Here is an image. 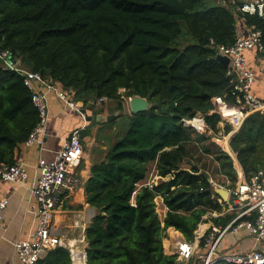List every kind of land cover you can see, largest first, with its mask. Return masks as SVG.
<instances>
[{"label":"trees","instance_id":"16d2710c","mask_svg":"<svg viewBox=\"0 0 264 264\" xmlns=\"http://www.w3.org/2000/svg\"><path fill=\"white\" fill-rule=\"evenodd\" d=\"M234 2L0 0V51L9 50L24 69L59 84L82 110L104 100L122 110L123 100L133 96L151 105L125 117L123 135L90 168L84 195L97 214L85 230L86 264H180L164 252L169 228L192 242L205 216L216 213L209 220L220 229L236 217L222 214L214 183L199 166L182 167L188 146L197 144L215 161L223 185L237 182L233 158L182 123L197 112L209 114L213 97L231 100L227 67L216 59L211 41L235 43L242 16L236 5L242 3ZM244 21L260 32L264 45V15H244ZM31 94L20 75L0 66V167L13 164L39 122ZM205 120L217 134L220 117ZM230 130L225 125L223 133ZM229 148L246 180L264 170V114L250 115ZM151 173L159 180L150 187ZM157 198L166 208L162 220ZM36 264L72 259L57 247Z\"/></svg>","mask_w":264,"mask_h":264},{"label":"built area","instance_id":"2783aa9c","mask_svg":"<svg viewBox=\"0 0 264 264\" xmlns=\"http://www.w3.org/2000/svg\"><path fill=\"white\" fill-rule=\"evenodd\" d=\"M231 3L234 4L232 0ZM236 11L242 15L240 20L243 21L244 15L263 17L264 0L244 3L236 7ZM211 45L214 46L218 55L229 58L226 76L231 86V100L228 101L222 96L211 99L213 109L206 115L217 114L220 117L217 134H214L206 123V115L200 112H197L191 119H184L182 123L199 135L211 137L215 143H220L223 139L224 143L229 145L230 137L239 131L250 115L264 114V98L253 92L257 78L245 57L246 52L254 53L264 72V45L261 42L260 32L253 26L247 27L246 36L237 34L232 46L214 45L212 41ZM0 64L4 69L20 75L23 78V85L32 93L31 102L38 113L39 122L23 143L26 146L41 147L43 144L42 136L49 117L48 92H53L59 100L65 103L69 111L81 114L82 109L68 92L57 89L56 84L44 81L40 74L24 69L20 61L9 50L0 51ZM225 125L231 127L228 134L223 133ZM81 131L74 130L65 139L53 159L40 158L37 163V176L31 188V194L37 204V226L28 239L16 241L13 245L20 264H36L49 251L62 247L60 239L53 233L54 216L63 203L64 192L72 191L80 186L78 169L84 149ZM228 154L232 157L231 153ZM26 177L25 163L19 156L14 157L12 165L0 167V181L21 182ZM152 184L155 183L148 185L151 187ZM215 187L223 188L228 192L227 200L225 202L221 200L226 211H237L238 213L223 229L213 227L204 233L203 252L197 256L200 264H217L218 262L264 264V170L258 171L249 180L236 182L234 186H230L227 182L226 185L214 184ZM8 205V199L0 196V221ZM243 217H248V219L243 220ZM242 230L254 240L253 248L242 254H220L218 251L222 239L227 235L238 234ZM198 244L195 241L177 240L170 253L176 256L180 264H190L196 256Z\"/></svg>","mask_w":264,"mask_h":264},{"label":"crops","instance_id":"0c3cea01","mask_svg":"<svg viewBox=\"0 0 264 264\" xmlns=\"http://www.w3.org/2000/svg\"><path fill=\"white\" fill-rule=\"evenodd\" d=\"M232 1L244 4L253 0ZM236 6L238 7L240 5ZM237 34L240 36L247 35L245 21L240 20V18L237 19ZM245 57L248 65L257 78V81L253 86V92L255 95L264 98V72L262 66L254 53L246 52ZM56 88L62 90V87L59 84H56ZM100 102L105 103L107 101H97L95 102L96 106L101 104ZM47 103L49 117L42 136V146H26L25 144H22L16 150L15 156L21 157L25 163L27 172L26 179L21 182L0 181V196L9 201V205L3 212L2 220L0 221V264H20L13 245L16 241L28 239L37 226V204L31 194V188L37 176V163L40 158L47 160L53 159L61 149L65 139L74 130H82L81 133L84 132L88 134V136L83 138V148L85 147V152L83 149V158L78 169L81 182L78 188L64 192L65 198L63 203L57 209L54 216L53 233L60 239L62 247L69 251L72 264H86L87 243L85 241V230L91 223L93 217L96 216L97 210L86 203L84 184L89 178L92 164L95 161L100 160L98 159L101 153L100 150L105 149L102 146L97 148L96 145L94 149H90L86 152V142L90 138L94 139L99 134L100 127L98 126L96 129L93 128L91 124L93 122H87L85 120V115L69 111L65 103L59 100L53 92L47 93ZM94 107L87 108V116L96 115ZM101 116L104 117L102 114ZM234 168L237 172V182L244 181V174L237 160L236 163H234ZM150 177L152 180H148L146 185L152 182H157L153 180L158 179L156 175H152L151 173ZM161 201L160 198H157L156 204L161 208V219H163L166 208ZM220 202L222 203L223 208L222 214L233 213L227 212L224 203L221 200ZM216 216H218L216 213L209 214V216H205L206 222L199 224L193 240L196 243H199L198 248L200 247V242L202 241L204 233L214 227L213 223L209 220V217ZM201 226H205L202 233L199 231ZM175 234L179 237H176ZM182 237V234L175 231L173 228L167 230L165 242L167 243L166 250L168 255H172L170 251L174 242L184 239ZM253 246L254 240L246 231L242 230L238 234L225 236L221 241L218 252L220 254H242L250 251ZM199 250L203 251L202 248ZM197 256L198 255L194 257L195 259L193 258L190 261V264H200V260H198Z\"/></svg>","mask_w":264,"mask_h":264},{"label":"rangeland","instance_id":"374dc122","mask_svg":"<svg viewBox=\"0 0 264 264\" xmlns=\"http://www.w3.org/2000/svg\"><path fill=\"white\" fill-rule=\"evenodd\" d=\"M1 67H2V65H1ZM120 93H122V91H120ZM118 108H119V104L115 101H107L105 103L98 104L97 106L95 103L94 109L96 112L98 111L96 113V116H99L102 114V115H104V118L105 117H112L113 118L111 121H106V119H104L103 121L99 122L98 125L97 124L92 125V127L95 129L98 126L100 127L99 132H98L99 134L94 139L90 138L87 140L86 152H88L90 149H94L96 147V145H97V148H99L100 146L104 147L105 149L100 150L101 153H100L98 159H101L106 154L110 145L113 144L116 140H118L123 135V133L125 132V130L127 128V120L125 117L130 114L127 98H125L123 100V102L121 103L122 110H119ZM95 111H94V113H95ZM89 112H91V111H89ZM117 113H119V114H117ZM110 122H114V124L110 125ZM96 123H98V122H96ZM210 139H211V142L216 144L220 149H222V150L224 149L228 153H231V155L233 157V163H236V159H235L234 154L231 152L229 145L224 143L223 139H221L220 143H215L212 140V138H210ZM84 152H85V147H84ZM191 164H196L197 166H199V168L202 170V172L210 177V181L212 183H214L216 185H223V182H225V181H223V178L220 177V175H218V170H217L218 166L216 165L213 158L211 156H209L208 154L202 152L200 145L190 144L188 146V156L184 160L182 167L188 168L189 165H191ZM148 180H152V178L149 176ZM153 180L158 181L159 179H153ZM155 201H157V199ZM156 209H157V213L159 214L160 219H161L162 218L161 208H159L157 206V204H156ZM233 213L237 214L238 212L235 211ZM204 219H206V217H204ZM195 234H196V232H195ZM182 238H184V237H182ZM184 240H185V238H184ZM163 248H164V251H166L165 253L167 254L168 253L166 250L167 249V243L165 242V238L163 240ZM201 248H203V247L198 248L196 255H200L201 252H203V251L199 250ZM218 264H225V263L220 262Z\"/></svg>","mask_w":264,"mask_h":264},{"label":"water","instance_id":"95a60500","mask_svg":"<svg viewBox=\"0 0 264 264\" xmlns=\"http://www.w3.org/2000/svg\"><path fill=\"white\" fill-rule=\"evenodd\" d=\"M216 59L219 62H221L225 67H228L229 58H227L226 56H221V55L217 54ZM127 99H128L127 101H128V107H129L130 114L143 113V112L148 111L150 109V107H151L150 103H148V101L145 98H141L139 96H133V97H130V98H127ZM81 114L85 115V120L87 122H95L96 121V122L99 123V122L103 121L104 119H106V121H111L113 119L112 117H105L104 118L101 115H99V116H96V115L87 116L86 115V110H81ZM235 134L236 133H234L230 137V140H231V138H233L235 136ZM214 193L217 194L221 198V200L224 201V202L228 198V192L225 189H223V188L215 187L214 188ZM172 256H175V255H172ZM218 263H220V262H218Z\"/></svg>","mask_w":264,"mask_h":264},{"label":"bare ground","instance_id":"6f19581e","mask_svg":"<svg viewBox=\"0 0 264 264\" xmlns=\"http://www.w3.org/2000/svg\"><path fill=\"white\" fill-rule=\"evenodd\" d=\"M161 202H162V201H161ZM161 202H160V203H161ZM163 209H164V208H163ZM172 232H173V231H172ZM175 236H176V237H179V236H177L176 234H175ZM165 247H166V246H165Z\"/></svg>","mask_w":264,"mask_h":264}]
</instances>
